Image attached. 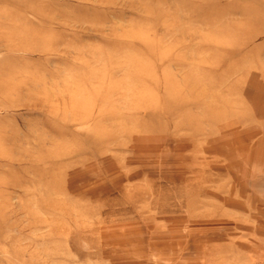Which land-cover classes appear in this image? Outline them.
Here are the masks:
<instances>
[{
	"label": "rangeland",
	"instance_id": "obj_1",
	"mask_svg": "<svg viewBox=\"0 0 264 264\" xmlns=\"http://www.w3.org/2000/svg\"><path fill=\"white\" fill-rule=\"evenodd\" d=\"M0 264H264V0H0Z\"/></svg>",
	"mask_w": 264,
	"mask_h": 264
},
{
	"label": "bare ground",
	"instance_id": "obj_2",
	"mask_svg": "<svg viewBox=\"0 0 264 264\" xmlns=\"http://www.w3.org/2000/svg\"><path fill=\"white\" fill-rule=\"evenodd\" d=\"M44 204H45V203H44ZM62 205H63V204H62ZM62 205H61V206H62ZM59 206H60V205H59ZM61 206H60V207H61ZM62 207H63V206H62ZM64 207H65V206H64Z\"/></svg>",
	"mask_w": 264,
	"mask_h": 264
}]
</instances>
